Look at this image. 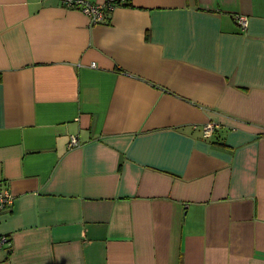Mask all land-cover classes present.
Here are the masks:
<instances>
[{"label":"crops","instance_id":"0c3cea01","mask_svg":"<svg viewBox=\"0 0 264 264\" xmlns=\"http://www.w3.org/2000/svg\"><path fill=\"white\" fill-rule=\"evenodd\" d=\"M4 190L0 264H264V0H0Z\"/></svg>","mask_w":264,"mask_h":264},{"label":"built area","instance_id":"2783aa9c","mask_svg":"<svg viewBox=\"0 0 264 264\" xmlns=\"http://www.w3.org/2000/svg\"><path fill=\"white\" fill-rule=\"evenodd\" d=\"M62 4L66 7L79 9L85 15H87L92 24L105 22L107 19V13L113 11L119 4L117 0H102L101 3H93L90 0H61ZM236 22L247 28L248 19L245 16L237 15ZM214 130V124L208 123L204 127V131L207 134H211ZM78 138L73 136L70 146L78 145ZM14 204V196L8 190L0 191V209H7ZM11 240L6 235H0V250L5 245H11Z\"/></svg>","mask_w":264,"mask_h":264},{"label":"trees","instance_id":"16d2710c","mask_svg":"<svg viewBox=\"0 0 264 264\" xmlns=\"http://www.w3.org/2000/svg\"><path fill=\"white\" fill-rule=\"evenodd\" d=\"M117 2L118 3H120L121 2V0H117ZM9 237V236H8ZM10 238V237H9ZM11 240V239H10ZM11 242H12V240H11ZM10 246H12V243H11V245H5L4 247H10Z\"/></svg>","mask_w":264,"mask_h":264}]
</instances>
